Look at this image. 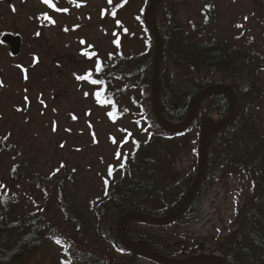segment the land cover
Listing matches in <instances>:
<instances>
[{"label": "trees", "instance_id": "16d2710c", "mask_svg": "<svg viewBox=\"0 0 264 264\" xmlns=\"http://www.w3.org/2000/svg\"><path fill=\"white\" fill-rule=\"evenodd\" d=\"M178 1L186 0H159L152 12L163 43L159 104L164 118L172 125L182 124L194 99L212 86L231 88L237 98L232 124L209 132L206 178L188 209L197 206L211 173V178L219 173L237 177L246 185L242 207L235 225L228 228V235L214 238L209 246H187L192 241L185 240L178 242L176 248L164 244L161 247L158 241L132 229L141 224L138 220L128 223L126 230L132 241L142 240L172 259L186 260L203 253V257H221L225 264H264V135L259 132L254 114L258 101L264 100L260 79L264 51L252 44L234 46L227 39L214 38L209 29L216 21L217 8L209 0H199L207 1L204 20L190 23L187 29L179 19ZM40 2L57 12L62 0ZM138 2L142 4L137 20L144 32V49L131 41L115 54L101 50L95 70L89 71L98 84L84 81L92 86L94 94H102L100 107L112 106L116 112L120 107L122 114L134 117L138 128L150 136V142L142 153L133 155L130 163L116 169L124 176L105 188L99 200L80 207L68 189L72 174L62 177L56 171L43 175L27 162L8 165L5 158L15 156L10 154H14L16 145L8 137H0V264H29L49 245L58 248L63 264H115L117 257L119 264H132L146 257V253L141 247L131 248L119 240L123 217L134 211L164 217L180 206L194 183L198 163L193 165L194 171L179 178L160 167L175 165V151L182 146L188 150V136L200 130L204 121L225 119L230 100L223 94L208 98L198 106L185 131L173 133L159 123L152 100L154 38L144 22L152 0H120L108 16L114 17L118 10ZM173 72L183 76L185 85L169 80ZM161 138L177 141L171 142V148H163L158 144ZM197 149L195 143L191 152ZM190 213L175 221V225L189 223Z\"/></svg>", "mask_w": 264, "mask_h": 264}, {"label": "rangeland", "instance_id": "374dc122", "mask_svg": "<svg viewBox=\"0 0 264 264\" xmlns=\"http://www.w3.org/2000/svg\"><path fill=\"white\" fill-rule=\"evenodd\" d=\"M209 1L217 8L216 21L209 29L214 38L227 39L234 46L252 44L264 51V0ZM119 2L62 0L56 12L47 9L40 0L0 1V14L5 19L1 22L0 38L2 33L8 32L24 39L23 53L16 63L0 46V137H8L16 145V151L10 154L15 156L6 157L5 162L8 165L27 162L35 171L47 176L56 171L62 177L72 174L73 182L68 189L80 207L99 200L105 188L124 176L116 169L130 163L133 155L142 153L150 142V136L138 128L134 117L122 114L120 107L117 112L112 106L100 107L92 86L76 79L84 71L95 70L101 50L115 54L131 41L144 49V32L137 20L141 16V2L109 17V12ZM206 3L178 1L179 19L187 29L190 23L204 20ZM173 74H169V80L185 85L183 76ZM260 79L264 90V70ZM257 108L254 114L259 132L264 135V100L258 101ZM109 111L115 113V119L107 115ZM171 142L161 138L158 144L171 148ZM185 143L189 148L185 151L182 146L175 151L173 167H160L165 173H176V178L194 171L193 165L198 163L200 130L191 133ZM195 143L197 152H191ZM117 151L121 153L120 159L115 156ZM210 176L197 206L191 210L189 223L165 229L136 225L132 229L168 248L185 240L192 241L184 242L187 246H209L214 238L226 237L228 228L238 220L246 185L234 176L224 177L219 173L214 178ZM117 260L120 261L118 257ZM118 261L115 264H119ZM29 264L63 262L58 248L49 245ZM132 264L154 263L142 257Z\"/></svg>", "mask_w": 264, "mask_h": 264}, {"label": "water", "instance_id": "95a60500", "mask_svg": "<svg viewBox=\"0 0 264 264\" xmlns=\"http://www.w3.org/2000/svg\"><path fill=\"white\" fill-rule=\"evenodd\" d=\"M159 4V0H152V4L148 9L145 15V24L149 31L152 33L155 42V61H154V71H153V84H152V99H153V106L156 117L158 118L159 122L170 131L174 133H178L187 129L196 115L197 108L200 104H202L206 99L212 97L216 94H224L230 100V112L229 115L219 121L215 122L212 119L206 120L201 127L200 133V145H199V160H198V175L190 188L186 198L181 203V205L171 214L164 216V217H153L139 212H131L123 217L122 225L120 228L121 234V241L126 243L128 246L132 248L142 247L145 249L146 256L150 261H153L157 264H201V263H208V264H225L224 260L221 258H209V257H195L183 261H176L167 259L164 257H157L153 255L151 248L143 243H134L130 240L127 232L126 226L132 220H140L144 223H147L152 226L157 227H168L170 226L180 215L184 213V211L189 207V205L194 200L201 183L206 175V166H207V150H208V140H209V130H222L225 126H229L234 121L236 112H237V99L234 91L231 88H225L224 86L218 85L210 87L203 92H201L193 101L191 106V111L186 118V120L178 125L174 126L169 124L161 111L159 105V81H160V68L162 63V54H163V43L160 32L158 28L155 26L153 19H152V12L156 9ZM2 17L0 16V21ZM14 41V42H12ZM2 42L5 44H10L12 46L11 55L18 56L20 53V45L21 40L19 37L13 38L11 36L6 35L2 38Z\"/></svg>", "mask_w": 264, "mask_h": 264}, {"label": "flooded vegetation", "instance_id": "af4514ba", "mask_svg": "<svg viewBox=\"0 0 264 264\" xmlns=\"http://www.w3.org/2000/svg\"><path fill=\"white\" fill-rule=\"evenodd\" d=\"M5 1H7V0H5ZM1 16H2V20H1V22H3L4 23V21H5V19H4V17H3V15L2 14H0ZM1 22H0V28H2L1 26ZM5 35H8V36H11V37H17L18 35H14V34H11V33H8V32H4V33H2V35H1V38H0V46L1 47H3L8 53H9V55H10V57H11V60H12V62L13 63H16L17 62V59H19V56L23 53V46H24V39H23V37H21L20 36V39H21V45H20V55L19 56H17V57H12L11 56V51H12V46L10 45V44H5V43H3L1 40H2V38H3V36H5ZM12 42H14V41H12ZM242 46V45H241ZM191 209L192 208H190V210L189 211H186V213L183 215V217H185L190 211H191ZM189 215V214H188ZM160 246L162 247L163 246V244L162 243H160ZM176 246H177V244H175V248H176ZM152 252H153V255L154 256H159V255H161L158 251H156L153 247H152ZM203 255V253H201V254H198V255H196V256H202ZM161 256H163V255H161ZM165 257V256H164ZM166 258H168V257H166ZM173 260H176V261H179L178 259H173ZM147 261H149V260H147Z\"/></svg>", "mask_w": 264, "mask_h": 264}, {"label": "snow or ice", "instance_id": "6c2138e0", "mask_svg": "<svg viewBox=\"0 0 264 264\" xmlns=\"http://www.w3.org/2000/svg\"><path fill=\"white\" fill-rule=\"evenodd\" d=\"M47 2H48V0H45V3H47ZM245 19H247V17H245ZM237 27H240V25H237ZM65 31H67V29H65ZM84 55H87V53H84ZM76 79H77V80H87V81H90V83L93 84V85H97V84H98V79H93V78H92V73H91V72H89L88 75H77V76H76ZM87 95H88V93L85 92V97H87ZM101 95H102V94H101L100 92H96V93H95V98H96V100H97L98 102H99L100 99H101ZM17 111H20V109L18 108ZM107 115H108L110 118L115 119V113L109 111V112L107 113ZM54 130H55V129H54ZM113 142L115 143V140H113ZM60 146L63 147L64 145L61 144ZM115 156H116L117 159H120V158H121V153H120L119 151H117V152L115 153ZM61 167H63V164L61 165ZM73 171H75V170H73ZM111 173H112V169L110 168V169H109V175H111ZM53 174H55V173H53ZM57 242L59 243V241H57Z\"/></svg>", "mask_w": 264, "mask_h": 264}, {"label": "bare ground", "instance_id": "6f19581e", "mask_svg": "<svg viewBox=\"0 0 264 264\" xmlns=\"http://www.w3.org/2000/svg\"><path fill=\"white\" fill-rule=\"evenodd\" d=\"M134 212H139V213L146 214V213H144V212H141V211H134ZM146 215H148V214H146ZM149 216H151V215H149Z\"/></svg>", "mask_w": 264, "mask_h": 264}]
</instances>
